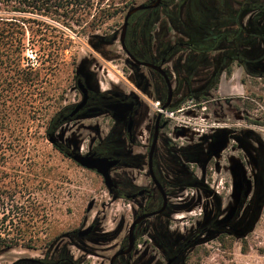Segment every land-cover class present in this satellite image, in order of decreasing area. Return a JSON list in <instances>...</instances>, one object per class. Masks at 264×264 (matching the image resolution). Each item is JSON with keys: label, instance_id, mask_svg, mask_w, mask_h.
Returning <instances> with one entry per match:
<instances>
[{"label": "flooded vegetation", "instance_id": "1", "mask_svg": "<svg viewBox=\"0 0 264 264\" xmlns=\"http://www.w3.org/2000/svg\"><path fill=\"white\" fill-rule=\"evenodd\" d=\"M230 1L233 7L238 8L243 4H258L259 7L246 10L241 18L244 28L251 30L256 24L254 18L259 13L255 9L261 8L264 0ZM156 3L157 0H147L143 5L154 6ZM193 3L194 0H161L156 7L140 11L144 13L143 16H136L140 12L134 14L129 20L124 40L126 50L121 42L123 27L117 39L127 57L126 66L131 69L133 88L129 93L122 88L100 93L95 91L87 74L82 71L76 77L77 90L82 101L83 94L78 85L81 81L88 90V101L73 117L70 115L81 101L61 117L62 123L80 119L90 121L100 117L113 120L106 136H103L98 125L81 127L94 133L95 137L91 139L87 153L77 150L82 155L95 154L117 161L111 170L115 187L113 193H108L113 199L116 198L114 201L126 200L133 204V220L127 235L116 247L117 250L101 264H188L190 256L208 240L219 239L225 233L238 238L241 231L257 219L260 211L264 192V145L252 129H239L226 123L217 126L210 139L202 137L195 144L187 140L186 145L177 143L176 137L184 129L187 130V137L193 127L199 126L191 119H198L199 116L180 112L189 125L174 128L173 122L164 114L166 111L184 110L179 107L192 99L196 101L191 106L195 111L197 108L207 110L221 107L223 112L227 109L224 116L229 122L233 121L232 116L245 121L248 112L244 100L220 102L213 98L220 87V82L216 85V79L227 75L230 69L233 74L240 69L245 77L262 80L263 68L246 70L239 64L240 56L247 52L245 48L232 53L213 51L211 46H205L202 41L190 36L188 16L196 12ZM176 12H179L182 22L180 31L172 28L171 15H176ZM257 25L264 27V16L257 21ZM99 40L101 44L110 42L109 39ZM204 59L209 63L205 64ZM198 81L201 84L195 86ZM151 100L157 101V105ZM224 133H227L229 140L218 158L214 152ZM57 145L66 154L76 150L67 143L57 142ZM225 170L235 201L233 207L237 206L233 212L230 209L222 219L225 220L220 222V211L217 210L215 217L210 219L211 205L203 201L204 195L215 197L211 190L218 191L211 185L212 179ZM249 188L251 191L246 197ZM189 189H195L198 196L193 200L180 198L181 202L175 201L177 196L185 195ZM197 204L205 205L202 214L205 221L197 223L193 229L181 228L180 225L189 221L187 216L179 219L178 213L196 208ZM134 223V246L131 247L130 229ZM92 226L93 230L86 236L81 237L77 232L71 237L79 242L88 240L98 243L101 237L96 234V226ZM119 235L111 234L104 238L107 241L116 240ZM144 238L149 243L145 242L146 247L138 249V242ZM18 264L81 263L63 250L54 261L24 260Z\"/></svg>", "mask_w": 264, "mask_h": 264}, {"label": "rangeland", "instance_id": "2", "mask_svg": "<svg viewBox=\"0 0 264 264\" xmlns=\"http://www.w3.org/2000/svg\"><path fill=\"white\" fill-rule=\"evenodd\" d=\"M146 1L91 0L90 10L88 9L91 16L88 23L85 26H79L75 21L71 23L72 28L67 30V33L71 36L72 43L66 51L65 64L54 80V84L45 86L48 91L54 89L56 98H52L49 102L51 106L49 114L44 115L43 111H40L31 118L39 135H45L52 117L81 101L82 96L77 90L76 73L83 63L87 67V73L91 75L89 79L95 91L108 93L122 88L126 93L130 92L133 88L131 69L126 66L127 57L117 39L121 34L127 12L132 7L145 4ZM130 2L134 4L125 8ZM119 9L124 10L120 12ZM105 10L118 14L103 19L102 12ZM143 14L140 12L136 16H143ZM160 16L163 17L162 14ZM92 23L97 27H94ZM55 27L60 28L56 25ZM113 37H116L117 41L114 40L110 45L100 43L99 39ZM35 51H27L26 62H36L35 53H38L39 49ZM39 53H45V51ZM199 84H201L200 81L195 82V86ZM213 98L220 102L232 99L244 100L245 109L248 112L246 120H236L232 116L233 121L229 122L224 116L227 109L223 112L221 107H212L207 110L197 108V111H194L195 108L191 106L196 104V101L190 99L179 108L187 109L186 111L192 116H199L198 119H191L192 123H198L199 126L193 127L187 137H176L177 143L186 144L188 140L191 144H195L202 137L210 139L217 126L227 123L238 126L239 129H252L264 145V80L247 78L242 70L236 69L231 78L226 74L221 77L219 92ZM152 103L156 104L157 101ZM112 123L113 120L102 117L90 121L80 119L63 123L55 134L56 141L67 143L74 149L78 148L82 150V153H87L90 141L95 134L81 127L98 125L103 136H106ZM175 125L177 123L173 124L174 128H176ZM29 143L31 155L37 164H32L30 160L25 162L23 166L26 171L23 175L32 179L31 199L39 201L46 207L47 218L43 221L38 219L35 224L36 229H32L34 240L31 242V248L19 247L0 254V264H18L24 260L54 261L63 250L81 264L103 263L117 250L116 247L127 235L133 220V204L126 200L114 201L98 174L78 166L61 154L48 140L32 138ZM224 155L227 156V152ZM212 180L211 185L218 192L211 190L215 197L204 195L203 202L211 205L209 218L215 217V212L218 210L220 211L219 221H221L235 205V201L231 196L229 175L226 170L214 175ZM196 196H198L197 191L189 189L185 195L177 196L175 201L181 202L180 198L193 200ZM91 203L93 206L91 210H88ZM204 204L202 206L197 204L196 208L180 211L178 218L183 219L181 216H187L189 221L180 227L193 229L197 223H203L205 221V217L202 216ZM92 225L96 226V234L101 237L98 243L88 240L79 242L71 237L72 234ZM111 234L120 235L116 240L113 238L107 241L104 236ZM145 242L149 243L147 238L141 239L138 242V249L146 247ZM88 253L91 256L88 257ZM188 264H264V205L256 225L246 238L225 237L223 241L208 240L190 256Z\"/></svg>", "mask_w": 264, "mask_h": 264}, {"label": "trees", "instance_id": "3", "mask_svg": "<svg viewBox=\"0 0 264 264\" xmlns=\"http://www.w3.org/2000/svg\"><path fill=\"white\" fill-rule=\"evenodd\" d=\"M211 1L194 0L196 12L188 16L190 36L205 46H211L213 51L232 53L245 48L247 52L240 56L239 64L246 70L264 69V27L257 25L264 16V5L255 9L259 12L254 18L256 24L246 30L241 21L243 13L259 7L258 4H243L238 8L233 7L230 0ZM90 2L0 0V254L19 247L31 248L32 229H36L38 219L47 218L46 207L31 199L32 179L23 175L26 171L23 164L28 160L37 164L31 155L30 139L49 141L62 126L61 117L68 109L50 119L43 136L37 133L31 118L40 111L49 114V102L56 98V92L46 90L45 86L54 84L65 64L66 51L72 43L67 33L72 28L71 23L75 21L79 26L88 23ZM132 4L128 3L125 8ZM102 13L103 19L118 14L107 10ZM171 20L172 28L180 31L179 12L171 15ZM107 39L110 41L107 44H112L113 39ZM38 49V53L43 50L45 53H35V63L26 62L27 51ZM203 62L208 64L209 60ZM262 74L264 80V72ZM232 75L230 69L227 76L231 78ZM219 80L217 77L216 85ZM54 146L68 157L58 145ZM231 235L225 233L219 239L223 241Z\"/></svg>", "mask_w": 264, "mask_h": 264}, {"label": "water", "instance_id": "4", "mask_svg": "<svg viewBox=\"0 0 264 264\" xmlns=\"http://www.w3.org/2000/svg\"><path fill=\"white\" fill-rule=\"evenodd\" d=\"M161 0H157V3L154 5V6H146V5H140V6H136V7H133L131 8L126 16H125V19H124V24H123V33H122V38H121V42H122V47L124 50H126L125 48V36H126V32H127V28H128V25H129V20L130 18L140 12V11H144V10H147V9H152L154 7L157 6L158 3H160ZM113 41L116 40V37H113L112 38ZM113 43V42H112ZM95 48V47H94ZM129 57L133 60H135L133 58L132 55L128 54ZM87 67L86 65L83 63L81 65V67L77 70V73H76V76H79L81 75V72L84 71L86 74H87V77L90 78L91 75L89 73H87ZM264 72V70H263ZM78 85L81 89V92L83 94V99L82 101L77 105L76 109L74 110V112L70 115V117H73L79 110H81L87 103L88 101V90L86 89L85 85L82 84L81 81L78 82ZM67 120V118H66ZM186 129H184V132L183 133H180L179 135H177V138L179 137H186ZM222 131V130H220ZM225 131V130H223ZM224 137L222 138L221 142L219 143V147L217 148V150L214 152V155L216 157H220V154L224 151V149L226 148V144L228 142V135L227 133H224L223 135ZM156 139H157V135H156ZM50 143H52L53 145H57V141H56V136L53 135L51 136L50 138ZM77 150H79L78 148L73 151L72 153H69L68 154V157L74 162L76 163L78 166H80L81 168L83 169H86L88 171H92L96 174H98L104 181V184L107 188V190L110 192V193H113V188L115 187V184H114V181L112 179V176H111V170L116 166L117 164V161L115 160H112V159H109V158H105V157H98L96 156L95 154H87V155H82L80 154ZM250 191L251 189L249 188L246 193H245V196L248 197V195L250 194ZM113 200H116V198H114ZM262 204L260 206V211L257 215V219H255L251 225H249L245 230L241 231V234L238 235L237 239H241V238H244L246 237L254 228V226L256 225V222L258 221V218L261 214V211H262V208H263V205H264V195L262 197ZM220 202V201H219ZM93 204L91 203L88 207V210H91ZM237 206V205H236ZM236 206L231 208V212L235 211L236 209ZM225 220V219H224ZM224 220H221L220 222H223ZM136 226V223H134L130 229V243H131V247L134 246V239H133V231H134V228ZM250 227V228H249ZM249 228V229H248ZM93 230V226L85 229V230H80L78 231V234L81 236V237H84L86 236L87 234H89L91 231Z\"/></svg>", "mask_w": 264, "mask_h": 264}, {"label": "built area", "instance_id": "5", "mask_svg": "<svg viewBox=\"0 0 264 264\" xmlns=\"http://www.w3.org/2000/svg\"><path fill=\"white\" fill-rule=\"evenodd\" d=\"M157 105V103L155 104ZM187 109L184 108V110L182 109L181 111H166L164 114L166 116V118H168L171 122H173V124L177 123V125H175L176 127L179 126V127H186L189 125V123H187L188 121L183 118L182 116H179L178 117V114H180V112H188L186 111ZM157 111V109H156ZM195 111V110H194ZM161 112V110H160Z\"/></svg>", "mask_w": 264, "mask_h": 264}]
</instances>
